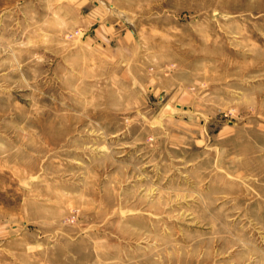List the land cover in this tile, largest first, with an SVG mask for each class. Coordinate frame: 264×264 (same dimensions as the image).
Wrapping results in <instances>:
<instances>
[{
    "label": "rangeland",
    "instance_id": "obj_1",
    "mask_svg": "<svg viewBox=\"0 0 264 264\" xmlns=\"http://www.w3.org/2000/svg\"><path fill=\"white\" fill-rule=\"evenodd\" d=\"M0 264H264V0H0Z\"/></svg>",
    "mask_w": 264,
    "mask_h": 264
}]
</instances>
